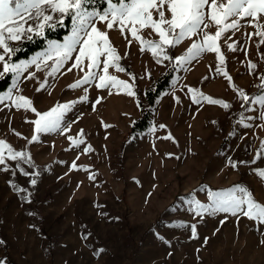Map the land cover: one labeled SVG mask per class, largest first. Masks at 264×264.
<instances>
[{
  "label": "rangeland",
  "instance_id": "1",
  "mask_svg": "<svg viewBox=\"0 0 264 264\" xmlns=\"http://www.w3.org/2000/svg\"><path fill=\"white\" fill-rule=\"evenodd\" d=\"M97 26L108 32L125 69L110 68L109 74L132 84L135 95L97 89L98 77L90 84L69 87L84 75L79 68L68 71L75 53L54 75H48L54 61L39 69L29 64L0 93L28 97L40 113L75 102L64 113L61 128L44 133L34 131L32 121L38 119L34 112L6 107L9 101L0 103V139L31 156V162L20 161L19 167L7 159L0 165V260L4 264H264V225L230 213L195 209L197 201L213 203L209 192H226L236 185L248 188L264 204V181L254 171L264 169V157L256 158L264 141L260 118L264 104L258 100L264 91L248 105L237 91L249 98L264 84V44L259 37H246L256 29L242 27L218 42L225 56L222 68L232 77L233 88L216 71L214 52L185 62L175 60L201 37L186 38L167 50L169 59L161 55L162 62L157 63L151 51H140L137 41L128 44L130 34L126 39L104 23ZM208 31L214 33L215 26ZM70 32L53 41L63 43ZM141 35L159 39L150 29ZM53 41L29 58L11 62L36 58ZM233 42L236 51L227 48ZM249 61L256 65L251 72ZM170 65L169 85L148 106L145 90ZM29 73L33 75L26 78ZM189 89L230 107L194 103ZM82 96L87 99L80 100ZM139 100L150 109V122L128 136L132 122L141 115ZM65 127L67 132L62 131ZM34 134L38 140L29 143ZM169 135L171 139L164 138ZM69 136L84 143L72 146ZM88 145L91 150L85 153Z\"/></svg>",
  "mask_w": 264,
  "mask_h": 264
},
{
  "label": "snow or ice",
  "instance_id": "2",
  "mask_svg": "<svg viewBox=\"0 0 264 264\" xmlns=\"http://www.w3.org/2000/svg\"><path fill=\"white\" fill-rule=\"evenodd\" d=\"M90 2L91 0H0V49L3 50V54H0V62H3V71H0V77L12 73L15 79H19L20 74L29 64H34L39 69L42 64L47 66V62L50 60L54 62L48 75H54L68 60L72 59L75 53L74 61L68 71L79 68L84 72V75L69 87L76 88L90 84L98 77V82L95 84L97 89H108L111 94V89L115 88L118 91H126L130 96L135 95L132 91V84L109 74L110 68L119 72H124L125 69L121 66L122 58L113 46L108 32L101 30L97 26V22L106 24L108 30H118L126 39V33L130 34L132 40H128V44L131 45L133 40L137 41L140 51L143 52L146 49L151 51L157 63L162 62L161 55H163V59H169L166 54L167 50L180 44L186 38L201 37L200 40L192 42L185 55L176 57L175 60L185 62L199 57L204 52H214L218 60L216 71L221 72L233 88L235 86L231 84L232 77L222 68L225 56L221 52L218 42L229 32H236L242 27L251 26L256 31L247 33L246 37L248 39L253 36L259 37L260 44H264V0H118V2L107 0L108 6L103 12L89 10L87 5ZM66 17L71 18L72 27L63 43L51 42L43 54L30 61L11 62L16 51L11 42H17L23 38L31 40L33 35L42 37L46 29L63 26ZM213 26L216 28L214 33L208 31ZM148 29L157 34L159 39L152 40L141 35ZM227 48L230 51H236L234 42L228 43ZM248 66L250 72L256 67L251 61ZM32 75L29 73L26 78H30ZM261 79L264 81V77ZM43 87L45 85L41 84V88ZM261 87L264 88V84ZM13 88H17V85L13 84ZM237 91L244 100H248V96L244 94L243 90ZM189 92L194 93L192 96L194 103L199 104L201 101H207L210 104H219L224 108L230 107L226 102L213 99L198 90L189 89ZM86 99L87 96L80 97L82 101ZM100 99L97 98L96 103H99ZM258 100L264 104V96ZM4 101L10 102L5 105L6 107L31 110L36 114L38 119L32 121L35 125V133L54 132L60 129L64 113L70 110L71 103H75L57 105L49 111L40 113L33 107L31 99L23 95H13L12 91L0 94V103ZM93 108L95 109V105ZM260 118L264 119V112L260 113ZM160 127H164V125ZM62 131L67 132L68 128L65 127ZM82 134L83 130L78 133V136H82ZM164 138L171 139L172 137L169 135ZM68 139L72 146L78 147L84 143L82 139H74L71 136ZM36 140H38V136L34 134L29 143ZM90 150L91 145L84 148L85 153ZM260 157H264V141H262L261 149L257 152L256 158ZM6 159L16 161L17 167H19L20 161L31 162V156L27 151H15L10 144L0 139V165H5ZM239 163L246 162L240 161ZM252 163H255V160ZM236 166L237 163L232 162V167ZM76 167V163L73 162L72 168ZM3 170L7 171L8 169L5 167ZM20 171L24 175H28L22 168ZM254 171L264 181V169L257 168ZM33 175L38 174L33 173ZM89 178L93 179L94 177L90 176ZM36 182V179L30 181L33 185ZM16 190L21 191L19 188ZM237 192L240 195H237ZM209 197L213 200L211 205H204L197 201L195 209H200L202 212L210 211L213 214L230 213L237 219L244 217L255 221L257 225H264V204L257 202L248 188L236 185L226 192H209ZM224 222L225 220L220 221L221 224ZM192 236L196 237L195 225H192ZM100 251L102 252L103 249ZM0 264H4V261L0 260Z\"/></svg>",
  "mask_w": 264,
  "mask_h": 264
},
{
  "label": "trees",
  "instance_id": "3",
  "mask_svg": "<svg viewBox=\"0 0 264 264\" xmlns=\"http://www.w3.org/2000/svg\"><path fill=\"white\" fill-rule=\"evenodd\" d=\"M118 2V0H113ZM107 5V0H91L87 5L88 8H95L97 11L101 12ZM71 18L66 17L63 26H57L55 28L46 29L45 34L42 37H37L33 35V39H25L21 41L16 46H13L16 51L14 52L11 61H19L22 59L29 58L35 52L42 50L46 45L53 40L61 41L65 35L71 31ZM12 73H7L4 76L0 77V93L4 92L12 82ZM173 77V69L170 65L166 68L156 79L155 81L145 90V99L148 106L152 107L157 99V97L167 88L170 83V80ZM264 91V88L259 86L248 98L244 105H248L250 99L260 94ZM141 115L136 118L129 130L128 136H132L139 131L144 130L148 127L150 122V109H146L142 101L139 100Z\"/></svg>",
  "mask_w": 264,
  "mask_h": 264
}]
</instances>
